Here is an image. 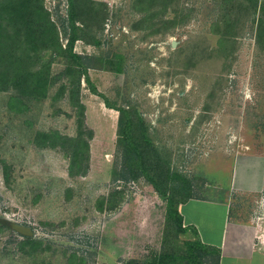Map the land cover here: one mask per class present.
Instances as JSON below:
<instances>
[{
    "label": "rangeland",
    "instance_id": "rangeland-1",
    "mask_svg": "<svg viewBox=\"0 0 264 264\" xmlns=\"http://www.w3.org/2000/svg\"><path fill=\"white\" fill-rule=\"evenodd\" d=\"M42 1L66 47L69 0ZM76 1L88 38L75 48L91 57L93 82L130 111L136 139L191 193L180 207L200 223L176 230L167 200L124 163L120 111L84 77L73 88L65 75L39 98L0 89V264H186L187 242L219 233L237 210L264 230V182L248 193L233 179L235 164L240 178L250 160L264 177V0ZM227 19L237 21L232 43ZM67 64L56 56L52 75ZM193 198L206 200L185 204ZM220 200L232 204L227 219L212 203ZM14 223L39 242L23 243ZM208 246L200 259L217 264Z\"/></svg>",
    "mask_w": 264,
    "mask_h": 264
},
{
    "label": "trees",
    "instance_id": "trees-1",
    "mask_svg": "<svg viewBox=\"0 0 264 264\" xmlns=\"http://www.w3.org/2000/svg\"><path fill=\"white\" fill-rule=\"evenodd\" d=\"M258 2L259 0L254 2L256 7ZM0 9L3 13L0 20L6 22H0V89H13L15 97L25 95L39 98L46 96L51 84L57 83L65 75L70 79L73 88H79L84 77L92 91L103 97L107 106L116 108L121 113L120 120L123 119V125L119 142L122 146L124 163L128 166L131 175L135 178L144 175L153 183L155 189L167 200L168 219L178 232L191 230L192 226L185 224V218L180 209L181 201L190 198L191 193L186 192L184 186L181 187L180 181L178 183L174 181L175 178L173 175L170 176L166 167L152 162L145 146L136 139L135 123L130 111L125 107L115 105L98 90L89 72L91 57L78 52L75 48L77 40L88 38L78 23L80 18L77 1L69 0L70 31L66 47H63L58 26L51 19L42 0H4V2L1 0ZM227 20L229 21L224 27L223 34L226 41L232 43L237 33V21ZM260 27L259 33L262 34L264 22L260 23ZM41 52L50 54V59L46 62L42 61L43 53ZM222 54H224L226 62L231 61L227 60L233 56L232 50L231 52L226 50ZM56 56L66 57L68 64L63 71L52 75L51 62L55 60ZM66 86L65 83L62 85L63 88ZM49 136L55 140L49 144L56 145V143L62 142L60 141L62 135L59 133ZM76 159L78 157L75 156L73 160L76 161ZM157 166L159 171L156 169ZM86 171L87 169H84L82 174H85ZM23 236L25 244L39 242L33 237ZM208 247L201 239L188 241L185 254L186 264H203L199 254ZM217 254V264H219V249H217ZM162 258L152 261L151 264H175L164 256Z\"/></svg>",
    "mask_w": 264,
    "mask_h": 264
},
{
    "label": "crops",
    "instance_id": "crops-1",
    "mask_svg": "<svg viewBox=\"0 0 264 264\" xmlns=\"http://www.w3.org/2000/svg\"><path fill=\"white\" fill-rule=\"evenodd\" d=\"M243 165L247 170L240 178L237 172L239 162L234 166V185L248 193L261 191L264 177L260 162L250 160ZM248 171H252V173L249 174ZM199 200H206V198H193L185 202V204L189 205L191 202H196L198 205V202H202ZM212 203L216 206H222V214L226 215L227 219L229 208L232 207V204L228 200ZM185 213H183L185 224L198 227L200 222L197 217L186 211ZM239 216L240 213L237 210L234 216L230 217V220L227 219L225 221L222 230L219 233L217 232V234L213 233L211 229L206 232L201 230L200 233L203 234V236L201 234V240L207 245L215 246L220 250L219 264H264V230L260 228L262 223L260 221L256 223L253 215L247 219ZM200 229L202 228L199 227V231ZM258 239H260V243Z\"/></svg>",
    "mask_w": 264,
    "mask_h": 264
},
{
    "label": "water",
    "instance_id": "water-1",
    "mask_svg": "<svg viewBox=\"0 0 264 264\" xmlns=\"http://www.w3.org/2000/svg\"><path fill=\"white\" fill-rule=\"evenodd\" d=\"M13 226L16 229V231H18L24 235H33L34 234L33 228L29 225H25L22 223H14Z\"/></svg>",
    "mask_w": 264,
    "mask_h": 264
}]
</instances>
